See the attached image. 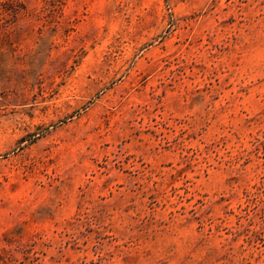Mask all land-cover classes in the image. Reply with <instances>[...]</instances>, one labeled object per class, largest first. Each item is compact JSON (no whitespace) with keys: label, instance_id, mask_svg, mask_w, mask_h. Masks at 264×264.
I'll return each instance as SVG.
<instances>
[{"label":"rangeland","instance_id":"374dc122","mask_svg":"<svg viewBox=\"0 0 264 264\" xmlns=\"http://www.w3.org/2000/svg\"><path fill=\"white\" fill-rule=\"evenodd\" d=\"M0 264H264V0H0Z\"/></svg>","mask_w":264,"mask_h":264}]
</instances>
